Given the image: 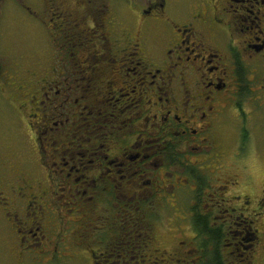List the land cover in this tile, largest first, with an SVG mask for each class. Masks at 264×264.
Listing matches in <instances>:
<instances>
[{"label": "flooded vegetation", "instance_id": "flooded-vegetation-1", "mask_svg": "<svg viewBox=\"0 0 264 264\" xmlns=\"http://www.w3.org/2000/svg\"><path fill=\"white\" fill-rule=\"evenodd\" d=\"M11 5L38 28L32 60L0 54V74L16 72L3 99L27 135L19 165L0 158L12 264L208 263L217 236L219 251L247 243L240 262L253 264L244 213L264 210V188L233 193L244 204L217 228L204 198L226 188L213 183L223 112L264 100V0H0V13ZM158 202L186 206L181 227Z\"/></svg>", "mask_w": 264, "mask_h": 264}, {"label": "rangeland", "instance_id": "rangeland-1", "mask_svg": "<svg viewBox=\"0 0 264 264\" xmlns=\"http://www.w3.org/2000/svg\"><path fill=\"white\" fill-rule=\"evenodd\" d=\"M118 9L116 8V10ZM28 19L31 18H28L26 14H19V8L15 5H11L9 8L5 7L0 13V54L6 57L4 64L9 63L8 59L15 57L25 61L32 60L28 59L27 55H31L33 52L30 53L27 49H29V43L37 39L38 28L35 26L30 27L27 23V21L32 22L33 19H36L35 17L31 20ZM22 63L24 61H20V64ZM29 64H33V62ZM14 74L16 72L12 73L9 67L3 74H0V158L1 161L5 160L6 163L14 162L19 165L21 154L27 145V135L21 116L13 112L10 105L3 99L6 94V91L3 90V86L7 84L6 79ZM16 82L18 80L15 76L8 81L9 84ZM254 101L248 99L247 96L241 97L239 101L237 99L238 107L236 104L227 107L220 119L219 126L223 129L227 144L225 166L222 169H226V171L219 181L213 178V183L218 185L226 181V188L223 190L224 194L213 193L212 195L215 196L210 195L209 200L206 197L204 198L206 208H211L209 214L213 228L218 227L215 222L218 223L220 219H231L228 216L232 212L231 207H239L240 203L244 204L242 198H236L232 195L233 193L247 192L249 194L247 199L254 201L260 195L261 189L264 188V100L258 104L257 101L255 103ZM241 146L243 149H241ZM3 172L5 173V171ZM218 196H223L224 200L217 199L213 202L215 198H219ZM218 203H220V206ZM155 206L157 208L156 213L162 215L163 209L169 213L166 215V222L173 217L170 220V225L181 227L177 223L178 218L185 221L183 219V216L187 214L185 205L181 204L176 209L173 205H169V207L167 205L162 206L158 202ZM252 206L256 207L257 205L253 204ZM257 211L259 212L248 214L249 211H246L244 213L248 219L253 218L254 225L247 226L243 237L250 239L247 232H252L254 228L257 230L258 241L255 245L254 258L252 257L253 264H264V210L259 208ZM231 221L233 222V219ZM237 229H239V226L232 224L228 228V235H231V232L235 233ZM177 235L179 238L182 237L181 232H177ZM239 246L234 247L228 241L220 243V251L225 264H243V262H240V258L244 255L242 254V247L247 246V243ZM5 249V245L4 248L0 245V264H12L6 253L7 251L9 254V251ZM195 261L190 260L188 264Z\"/></svg>", "mask_w": 264, "mask_h": 264}, {"label": "trees", "instance_id": "trees-1", "mask_svg": "<svg viewBox=\"0 0 264 264\" xmlns=\"http://www.w3.org/2000/svg\"><path fill=\"white\" fill-rule=\"evenodd\" d=\"M243 139H244V135H243ZM200 225H206V224L205 223H200ZM214 231H215V229H212V232H214ZM217 241L219 242V237L218 236H217ZM218 242L216 243V241H215L216 245L218 244ZM216 245L212 249V253H211L212 256L210 258H208V260L211 259L213 262H210V261L208 263L200 262V264H212V263L213 264H225L223 259H222L221 254H220L219 248Z\"/></svg>", "mask_w": 264, "mask_h": 264}]
</instances>
